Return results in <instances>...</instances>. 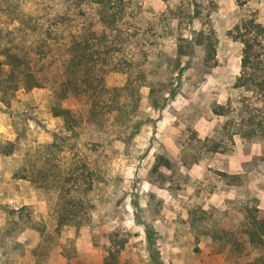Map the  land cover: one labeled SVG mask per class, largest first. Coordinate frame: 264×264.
I'll use <instances>...</instances> for the list:
<instances>
[{
	"label": "rangeland",
	"instance_id": "rangeland-1",
	"mask_svg": "<svg viewBox=\"0 0 264 264\" xmlns=\"http://www.w3.org/2000/svg\"><path fill=\"white\" fill-rule=\"evenodd\" d=\"M126 2L99 54L122 89L93 103L54 85L97 6L0 0V49L41 82L0 91V264H102L108 250L117 264H264V235L245 232L248 209L264 215V95L233 86L242 44L228 33L264 23V0Z\"/></svg>",
	"mask_w": 264,
	"mask_h": 264
},
{
	"label": "trees",
	"instance_id": "trees-1",
	"mask_svg": "<svg viewBox=\"0 0 264 264\" xmlns=\"http://www.w3.org/2000/svg\"><path fill=\"white\" fill-rule=\"evenodd\" d=\"M88 4L97 6L95 14H91L85 24L77 30V37L71 42L66 57V68L73 69L71 76H63L55 83V96L58 100L67 98L69 95L83 93L86 97H91L92 102L101 98L102 92L115 93L122 87L107 88L104 78L109 71L107 60L100 62L101 46L106 37L116 29V24L123 20L127 12L126 0H83ZM228 33L233 34V38L242 44L240 67L241 71L235 79L234 87L254 86L257 92L264 95V23L258 22L254 17H241ZM107 49H105L106 51ZM119 50V49H118ZM103 51V52H105ZM181 54V48L177 49ZM109 54V53H106ZM98 58L96 62L95 58ZM0 65L7 66L5 75L0 83L1 100H7L9 92H14L22 87L29 90L33 87H40L41 82L31 70L28 61L16 53L7 49H0ZM181 73V71H179ZM117 93H115L116 95ZM119 94V93H118ZM169 97L175 95L173 88L168 91ZM115 110L120 108L119 98ZM137 105V102L134 103ZM151 105L161 108L162 104L152 102ZM222 108V107H221ZM54 115L61 116L68 125V129L73 131L70 123L71 112L68 108L62 107L59 103L52 107ZM165 164L168 165L166 162ZM248 209L247 226L245 228L249 242L256 243L263 241L264 235V215L257 208ZM102 264H117L115 251L108 250L103 258ZM158 264H161L160 262Z\"/></svg>",
	"mask_w": 264,
	"mask_h": 264
}]
</instances>
